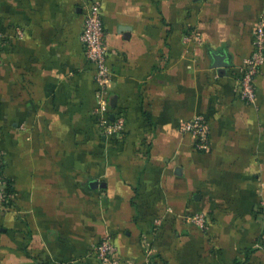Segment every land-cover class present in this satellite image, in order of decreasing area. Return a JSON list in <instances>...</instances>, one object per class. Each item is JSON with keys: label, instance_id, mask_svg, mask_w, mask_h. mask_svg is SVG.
<instances>
[{"label": "crops", "instance_id": "0c3cea01", "mask_svg": "<svg viewBox=\"0 0 264 264\" xmlns=\"http://www.w3.org/2000/svg\"><path fill=\"white\" fill-rule=\"evenodd\" d=\"M92 1L0 0V264H102L108 236L135 264H264V65L239 90L264 0H100L121 136L94 112Z\"/></svg>", "mask_w": 264, "mask_h": 264}, {"label": "built area", "instance_id": "2783aa9c", "mask_svg": "<svg viewBox=\"0 0 264 264\" xmlns=\"http://www.w3.org/2000/svg\"><path fill=\"white\" fill-rule=\"evenodd\" d=\"M21 36L22 31L19 29ZM106 31L101 16L100 0L92 1L86 12L85 24L82 33V42L88 59L95 64L97 83L96 107L94 109L98 127L103 135L121 136L124 132L126 119L124 115H114L111 112V87L112 70L108 63V50L105 42ZM253 52L245 60L240 79V96L249 103L256 100L255 78L261 72L264 65V18H262L254 32ZM182 129L189 131L196 139V148L208 151L211 148L210 126L208 121L201 115L183 123ZM3 152L0 151V207L9 206L10 196L8 183L4 173ZM187 221L194 223L202 229L208 227V219L204 213H194L187 216ZM95 256L102 264H135L131 259L121 256L118 247L105 237L96 247Z\"/></svg>", "mask_w": 264, "mask_h": 264}, {"label": "water", "instance_id": "95a60500", "mask_svg": "<svg viewBox=\"0 0 264 264\" xmlns=\"http://www.w3.org/2000/svg\"><path fill=\"white\" fill-rule=\"evenodd\" d=\"M214 58H215V66L216 67H227L228 62L226 61V56L224 54H219V53H214ZM116 99L114 98L112 100V105L115 104ZM114 115H112V118Z\"/></svg>", "mask_w": 264, "mask_h": 264}, {"label": "trees", "instance_id": "16d2710c", "mask_svg": "<svg viewBox=\"0 0 264 264\" xmlns=\"http://www.w3.org/2000/svg\"><path fill=\"white\" fill-rule=\"evenodd\" d=\"M8 193H9V189H8Z\"/></svg>", "mask_w": 264, "mask_h": 264}]
</instances>
